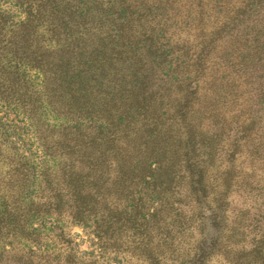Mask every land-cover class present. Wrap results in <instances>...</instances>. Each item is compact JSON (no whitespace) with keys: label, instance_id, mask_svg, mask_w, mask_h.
<instances>
[{"label":"rangeland","instance_id":"obj_1","mask_svg":"<svg viewBox=\"0 0 264 264\" xmlns=\"http://www.w3.org/2000/svg\"><path fill=\"white\" fill-rule=\"evenodd\" d=\"M49 1L0 0V264H264V0Z\"/></svg>","mask_w":264,"mask_h":264},{"label":"trees","instance_id":"obj_2","mask_svg":"<svg viewBox=\"0 0 264 264\" xmlns=\"http://www.w3.org/2000/svg\"><path fill=\"white\" fill-rule=\"evenodd\" d=\"M82 6V5H80ZM49 7L53 9V13L52 14V19L50 21V26H52V28L55 27V23L54 21H56L57 19H60V24L63 28H65L67 30V36H68V41H74V39L76 38L79 30H80V23L86 18L85 15H83L82 17H76V13L79 14V12L82 11V9H79L77 7H72L68 4H63L60 2H54V0H50L49 1ZM123 10V9H122ZM126 11H127V7H126ZM39 14L41 12H38ZM64 13V14H63ZM61 14H63V16H61ZM60 16V17H59ZM69 22H73L74 25H69ZM121 27H123V25L121 24ZM120 35H123L122 33ZM127 40L125 41V36H122L119 38V42L121 44V46H127L126 44ZM68 46H70V43H68ZM93 51H89V55L92 54ZM134 54V53H132ZM135 56V55H133ZM144 65H140V69H143ZM140 78H142V80H140ZM144 75L140 74L137 78L135 77L134 79H132L130 87L127 89V92L129 93L130 98H134L136 99L135 95H136V84H142V87L145 89L144 93H145V98H147L149 100V105L150 107H157L158 105V100H159V95H158V88L156 89H151L152 87L148 84V81H144ZM137 82V83H136ZM131 90V91H130ZM154 94V91H156ZM127 93V95H128ZM162 96V95H161ZM177 100L175 98L170 100V106L163 112L164 115L168 113V110L173 109V107H176L174 105V103ZM134 102V100L132 101V103ZM135 109L133 110V112H137L138 114L143 115L144 117L148 118L150 116L153 115V112H150L146 106L144 107H139V108H143L144 111H141V109L136 108V106L134 107ZM138 110V111H137ZM140 111V112H139ZM143 126V124H142ZM141 129V125L138 124L137 128L135 129L136 131H139ZM118 132H115L114 134V139L111 142V145H113L114 149L112 148V150L114 151V155L110 158V163L113 164L117 171L119 173H121L122 175H127V168L130 166L132 171L135 170H139L140 168L146 169L147 168V163L145 162L146 158L144 156H140L136 150L131 146H127V144L119 139H115V136L117 135ZM153 138V137H152ZM155 138V137H154ZM154 140H152L151 142H153ZM115 145V146H114ZM34 163L31 164V168H33ZM158 166H156L151 174H152V178L154 179V174L153 173H157L158 170ZM33 173V171H32ZM151 177H148L149 181L148 183H146L147 185L152 184L154 182V180ZM120 181V180H119ZM151 181V182H150ZM147 182V181H144ZM194 184H201V180L199 179L197 182H193ZM200 192L202 191V189H194L193 188V192ZM0 216H2L0 218L1 221L7 222L8 221V214L6 213V207L7 206L5 203H2L0 205ZM203 210H206L204 207H202ZM3 210V211H1ZM35 214V212H34ZM5 226H9L10 224L5 223ZM16 233H14L15 235ZM30 263H34L35 259L32 258V256L29 259ZM44 263V262H43ZM35 264H42L41 261H37Z\"/></svg>","mask_w":264,"mask_h":264}]
</instances>
